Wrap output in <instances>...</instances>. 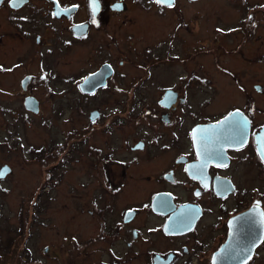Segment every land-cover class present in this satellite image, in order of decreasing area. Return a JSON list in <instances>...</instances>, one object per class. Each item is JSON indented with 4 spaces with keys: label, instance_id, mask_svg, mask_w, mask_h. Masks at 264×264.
<instances>
[{
    "label": "flooded vegetation",
    "instance_id": "af4514ba",
    "mask_svg": "<svg viewBox=\"0 0 264 264\" xmlns=\"http://www.w3.org/2000/svg\"><path fill=\"white\" fill-rule=\"evenodd\" d=\"M170 2L0 0V89L7 81L17 88L29 116L40 110L39 87L53 93L54 71L40 52L87 56L93 65L72 81L84 101L102 89L130 90L100 98L94 119L89 112L75 133L79 157L70 145L57 156L78 161L82 175L65 222L74 218L80 230L65 231L63 264H226L217 252L227 242L242 248V264H264V0ZM102 66L105 83L82 92ZM138 89L157 96L136 97ZM124 115L153 120L145 135L124 139L128 156H117L112 128Z\"/></svg>",
    "mask_w": 264,
    "mask_h": 264
},
{
    "label": "rangeland",
    "instance_id": "374dc122",
    "mask_svg": "<svg viewBox=\"0 0 264 264\" xmlns=\"http://www.w3.org/2000/svg\"><path fill=\"white\" fill-rule=\"evenodd\" d=\"M229 15L233 16L231 12ZM206 16V9H200V21L205 20L203 17ZM38 57L49 62L54 72L49 81L53 93L48 95L44 86L39 87L37 91L41 99L40 110L34 113L37 116H29L20 95L14 94L17 88H13L8 81L0 89V165L6 163L12 168L9 175L0 180V249L2 252L5 251L7 249L5 242L9 237H14L15 245L21 246L22 243L25 245V249L21 251L23 260L38 258L42 259L44 264H63L65 233L68 227L70 232L74 228L75 232L80 230L74 218L67 225L65 222L66 216L73 213L72 195L79 192L77 186L82 175L78 161L74 159L65 161L61 156L64 155L67 145L76 146L77 150L73 148L70 154L75 158L80 156L84 146L81 147L75 133L89 120L88 114L99 105L100 98L127 97L130 96V90L123 94V91L116 88L102 89L97 95L86 96L84 101L79 97L72 81L84 69L93 65L88 62L87 56L53 54L49 59L40 52ZM223 57L226 61L230 60L232 64H236L235 60L229 59V55ZM199 60L204 64H211L207 55L201 54ZM67 76L72 80L66 81ZM229 89L231 96L239 95V90L234 88V94L232 93L234 90L231 87ZM155 96L157 90H136V97H144L147 101ZM111 102L112 100L107 101V105H112ZM143 105V103L136 105L137 108L134 110L136 115ZM123 113L126 114V110ZM124 116L126 118V121H123L124 125L112 128V135L115 136L113 146L117 156L125 154L128 156L125 148L128 142H124V139L128 138L131 142L134 138L145 135L151 130L149 123L153 120L139 118L134 121V118ZM99 136V133L93 135L92 143L95 144L94 141H97ZM89 143L91 144L88 142L87 145ZM99 143L97 142V145ZM35 150H38L37 153L42 150L40 153L45 154V157L32 159L31 157L37 154ZM58 155H61L60 158H57ZM48 175L51 176L50 181L42 190L41 179ZM40 192L42 194L36 204L34 194ZM45 246L48 247L47 251H43ZM53 250L60 254V259L52 257L50 253ZM7 258L13 260L10 255ZM0 264L12 263L0 260Z\"/></svg>",
    "mask_w": 264,
    "mask_h": 264
},
{
    "label": "water",
    "instance_id": "95a60500",
    "mask_svg": "<svg viewBox=\"0 0 264 264\" xmlns=\"http://www.w3.org/2000/svg\"><path fill=\"white\" fill-rule=\"evenodd\" d=\"M106 70V66H102L98 71L88 75L80 84V89L82 92L92 93L96 89V87L102 85L105 83V77L104 74ZM34 101V102H33ZM37 101L32 97H27L25 100V107L32 111H37ZM233 114H230L228 117H226L224 120L229 121L231 120ZM90 118H95V111L92 110L90 112ZM244 139L246 135H243ZM9 167L7 165H3L0 167V170H6L8 171ZM165 208V206H163ZM249 250V249H248ZM218 257L225 256L226 264H242V261H244V253H242V248H234L228 245L227 243H224L220 250L217 252Z\"/></svg>",
    "mask_w": 264,
    "mask_h": 264
},
{
    "label": "trees",
    "instance_id": "16d2710c",
    "mask_svg": "<svg viewBox=\"0 0 264 264\" xmlns=\"http://www.w3.org/2000/svg\"><path fill=\"white\" fill-rule=\"evenodd\" d=\"M15 242L16 241L14 237H9L7 239V242H5L7 245V249L3 252L0 249V260H6L7 263L11 262L12 264H17V263L18 264H28V263L43 264V263L35 261L34 259H30L28 261L25 259L23 260V258L21 257V251L25 249V245L22 243L21 246H17L15 245ZM8 255H10L13 258L12 261L9 258H7Z\"/></svg>",
    "mask_w": 264,
    "mask_h": 264
},
{
    "label": "snow or ice",
    "instance_id": "6c2138e0",
    "mask_svg": "<svg viewBox=\"0 0 264 264\" xmlns=\"http://www.w3.org/2000/svg\"><path fill=\"white\" fill-rule=\"evenodd\" d=\"M156 2L159 3V4H166L168 7H171L172 6L170 0H156ZM63 11H67V10H63ZM94 12H95V7H94ZM59 14H60L59 12L54 13V15H59ZM93 22H95V21H93ZM238 114H239V112L237 110V115ZM5 173H6V170H0V178H3V176L5 175Z\"/></svg>",
    "mask_w": 264,
    "mask_h": 264
}]
</instances>
